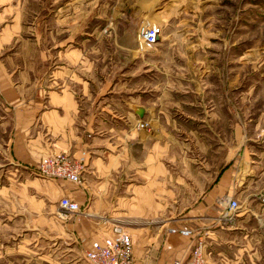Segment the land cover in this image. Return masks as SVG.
I'll return each instance as SVG.
<instances>
[{
    "label": "crops",
    "instance_id": "crops-1",
    "mask_svg": "<svg viewBox=\"0 0 264 264\" xmlns=\"http://www.w3.org/2000/svg\"><path fill=\"white\" fill-rule=\"evenodd\" d=\"M7 8H14L15 21L4 27L3 46L10 42V30L16 35L26 29L16 4L3 9ZM138 17L134 13L132 30L118 32L115 25L108 30L109 37L101 38V33L86 37L76 23L71 28L77 32L73 42L79 44H68L74 35L69 39L66 31L47 49L54 47L52 52L41 49L48 41L45 36L24 39L26 53L0 54V202L14 207L23 201L29 212L31 206L36 209L30 186L36 189L40 178L54 180L56 210L63 196L76 201L84 212L75 225L66 222L63 213L53 215L63 219L61 232L67 235L70 226H77L83 248L82 262L63 264H89L84 251L101 242L117 221H124L132 236L134 264L185 261L198 238L204 240L210 264H244L245 253L256 257L264 245V213L249 212L245 205L227 219L219 206L234 193L250 206L257 203L244 178L246 152L242 149V160L231 162L234 151L226 120L220 121L218 131L207 132L186 126L188 119L171 116L168 111L181 106L173 95L181 90L190 93L191 85L180 66L164 65V55L141 50L138 26L161 25L148 19L137 25ZM159 61L162 70L152 64ZM191 104L185 101L186 111ZM206 120L199 119L196 126L205 127ZM139 121H148L149 127L137 126ZM59 151L84 157L81 184L38 173L41 159ZM16 172L34 176L27 182L28 196L4 201L6 188L16 191ZM5 177L12 180L9 187L1 184ZM166 195L171 197L167 201ZM169 203L188 208L182 215H169L165 213ZM171 228L190 229L192 234ZM228 249L234 251L232 257Z\"/></svg>",
    "mask_w": 264,
    "mask_h": 264
},
{
    "label": "rangeland",
    "instance_id": "rangeland-1",
    "mask_svg": "<svg viewBox=\"0 0 264 264\" xmlns=\"http://www.w3.org/2000/svg\"><path fill=\"white\" fill-rule=\"evenodd\" d=\"M13 4H16V12H23L25 24L22 26L26 29L16 35L10 30V42L7 46L0 44V54L26 53L29 47L24 39L45 36L48 41L41 49L52 52L54 47L47 49L66 31L69 39L74 35L68 44H79L73 42L77 32L71 27L76 23L80 24L81 33L85 32L89 38L98 33L101 38L109 37L108 30L115 25L118 32L132 30L136 12L141 17H138L137 25L143 19L159 23L163 28L162 40L145 51L144 48L141 50L164 55V65L180 66L178 69L186 73L185 80L192 90L190 93L176 92L173 97L177 102L180 100V110L174 106L168 112L178 120H190L186 126L207 132L218 131L220 121H227L229 146L234 151L231 162L242 160V149L245 150L244 178L249 190L256 193L257 203L250 206L244 196L236 193L229 197L238 199L239 211L247 205L249 212L264 213V0H0V37L4 34V27L15 21L14 8L3 9ZM147 4L146 14L143 9ZM108 46L104 49L108 50ZM152 64L162 70L160 61ZM185 80H181L182 84ZM185 101L192 103L189 112L183 105ZM204 118L208 119L206 126L197 127V121ZM237 130L238 136L235 135ZM33 177L16 172V191L13 193L6 188L4 201L12 197L16 201L27 198V182L28 179L34 180ZM36 180V189L30 186L37 199L36 209L31 206L29 212L23 201L19 205L16 202L14 207L0 202V264L82 262L83 248L77 226H70L68 235L64 230L61 232L60 227L63 219L75 225L81 213L56 210L58 201L53 195L55 186L51 183L54 180ZM11 181L5 177L1 184L9 187ZM243 185L244 181L240 189L244 188ZM174 194L177 196L178 191ZM168 196L166 201L171 198ZM186 208L169 203L165 206V213L182 215ZM219 208L224 213L228 211L225 202ZM55 214L62 215L63 219L54 217ZM118 222L124 224V221ZM233 252L228 249L230 257ZM242 259L244 264H264V245L256 257L245 253Z\"/></svg>",
    "mask_w": 264,
    "mask_h": 264
},
{
    "label": "built area",
    "instance_id": "built-area-1",
    "mask_svg": "<svg viewBox=\"0 0 264 264\" xmlns=\"http://www.w3.org/2000/svg\"><path fill=\"white\" fill-rule=\"evenodd\" d=\"M162 29L154 23H141L138 26L137 38L144 51L157 43ZM139 127H149L148 121H139ZM37 171L44 177L64 179L76 184H81L84 179L82 172L85 168L84 157H75L67 151H59L44 156L37 165ZM228 211L225 216L231 218L241 208L235 198H229L225 202ZM59 207L67 213H83V208L74 200L63 196L59 200ZM171 232L178 231L183 235H190V229L171 228ZM204 240L198 238L192 248L189 259L183 261L174 259L170 264H210L205 256ZM84 258L89 264H134L133 239L129 231L117 222H114L109 234L105 235L101 242L96 243L90 250L84 251Z\"/></svg>",
    "mask_w": 264,
    "mask_h": 264
}]
</instances>
